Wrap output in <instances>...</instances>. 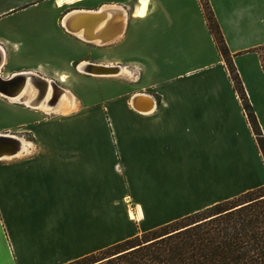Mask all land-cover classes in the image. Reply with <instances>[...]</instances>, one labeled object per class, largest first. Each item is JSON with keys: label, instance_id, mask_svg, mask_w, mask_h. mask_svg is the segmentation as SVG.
<instances>
[{"label": "crops", "instance_id": "1", "mask_svg": "<svg viewBox=\"0 0 264 264\" xmlns=\"http://www.w3.org/2000/svg\"><path fill=\"white\" fill-rule=\"evenodd\" d=\"M207 1L264 137V0ZM140 6L0 0V78L65 73L73 100L45 113L0 92V134L23 143L0 157V264H63L264 185L199 0H145L138 15ZM100 16L91 32L118 30L111 39L76 33L79 17L94 27Z\"/></svg>", "mask_w": 264, "mask_h": 264}, {"label": "trees", "instance_id": "2", "mask_svg": "<svg viewBox=\"0 0 264 264\" xmlns=\"http://www.w3.org/2000/svg\"><path fill=\"white\" fill-rule=\"evenodd\" d=\"M199 3L264 161V137L231 54L208 1ZM63 264H264V185Z\"/></svg>", "mask_w": 264, "mask_h": 264}, {"label": "bare ground", "instance_id": "3", "mask_svg": "<svg viewBox=\"0 0 264 264\" xmlns=\"http://www.w3.org/2000/svg\"><path fill=\"white\" fill-rule=\"evenodd\" d=\"M67 1V0H66ZM141 6L137 11L138 15H141L143 12V7H145V0H140ZM101 14V13H100ZM77 16V15H74ZM104 16H100L98 18H96V22L93 21L94 23L99 22L98 24H96L94 27L91 26L90 23L85 24V18L84 17H79V22L78 25L75 29L76 33L80 36L86 35L87 31L91 32L92 29L95 30V33L99 32L100 29H102L103 25L106 22L107 17H105L103 19ZM125 17V16H124ZM75 18V17H74ZM122 21L123 18H122ZM69 22V21H68ZM121 25V23H120ZM66 26V25H65ZM84 26V27H82ZM90 26H91V30H90ZM69 30H71L67 24L66 26ZM110 29V28H109ZM109 29L104 30V32L106 31V33L101 32L100 36L98 37H94L93 32H91V39L95 40L96 42H100L101 40H109L113 37V35L117 34L119 31L115 30L112 32H108ZM72 31V30H71ZM106 36V37H105ZM104 38V39H103ZM104 66L102 69L103 70H107L106 72H112L114 73H118L119 71H121L119 67H117V65H102ZM82 70L84 72H86L87 70V66L86 63H83L81 66ZM111 71H108V70ZM93 70V69H92ZM104 72V71H101ZM20 73H24L25 75L22 78L21 82H16L13 85L18 86V88L16 89H23V87L25 86V88L23 89L22 93L19 94V92H12L11 87H6L5 90H0V92L4 95H9L11 96V98L13 99H19L21 97H24V100L26 102L27 105H31V106H35V107H39L40 109L46 111V112H54L57 111L58 109H69V107H71L70 105L72 104V95L68 93L67 90H65L66 88L62 87L61 88L64 89L62 90L61 93H59L58 95H56V99L57 102L56 104H54L53 106H49V104H47V101L50 99L51 95L53 94V89H57V84L55 83V81L53 80L54 84H52L50 81L51 79H47L45 77H41L39 75V77H41L43 79V81L38 80L35 77L29 76L28 73H32L35 74L33 72H29V71H23ZM88 73V72H87ZM101 74H111V73H101ZM36 75V74H35ZM66 80V74L65 73H61L59 74L58 77V81L60 83L65 82ZM37 86V88L35 87ZM42 86V89L41 87ZM36 91H38L37 93V99L35 100L36 97ZM39 94V97H38ZM141 99H145L146 103H145V107L144 109H147L148 106L150 105L151 101L149 98L147 97H141L138 99V103L140 102ZM35 100V102H34ZM37 105V106H36ZM139 105V104H138ZM153 105V104H152ZM140 107V106H139ZM143 108V107H141ZM1 134H6L9 137L16 139V141H7V140H3L0 139V157H7V156H12L17 154V152L19 150H21L23 148V143L22 141L17 137V135L14 134H9V133H1ZM130 215L132 214L131 212L129 213Z\"/></svg>", "mask_w": 264, "mask_h": 264}, {"label": "water", "instance_id": "4", "mask_svg": "<svg viewBox=\"0 0 264 264\" xmlns=\"http://www.w3.org/2000/svg\"><path fill=\"white\" fill-rule=\"evenodd\" d=\"M86 66H87L86 72H88V73H112V72H106L107 70H103L102 68L104 66H102V65H94L92 63H86ZM101 71H104V72H101ZM108 71H111V70L109 69ZM24 75H25L24 73L18 72V73H14V74L10 75L7 78H0V90H5L6 87H10L14 83H16L17 81H21V79L23 78ZM28 75L35 77L40 81H43V79L41 77H39L35 74L28 73ZM50 82L52 84H54V82L52 80ZM0 139L7 140V141H16V139H13L6 134H0Z\"/></svg>", "mask_w": 264, "mask_h": 264}, {"label": "rangeland", "instance_id": "5", "mask_svg": "<svg viewBox=\"0 0 264 264\" xmlns=\"http://www.w3.org/2000/svg\"><path fill=\"white\" fill-rule=\"evenodd\" d=\"M259 52H260V56H261V60H262V63H264V46L263 47H261L260 49H259ZM82 63H79L78 65H77V67H78V70L79 71H81V72H84L83 70H82V68H81V65ZM123 69V68H122ZM124 71H126V72H128L127 71V69H123ZM57 77H59V75L57 76ZM60 85L62 86V87H65L66 86V83L65 82H63V83H60ZM51 105H49L48 107H50ZM71 106V105H70ZM70 108V107H69ZM39 110H41V109H39ZM68 109H59V110H57V111H67ZM41 111H43V110H41ZM57 111H54V112H57ZM44 112V111H43ZM45 113H49V112H45ZM50 113H52V112H50ZM10 134H12V133H10ZM15 135V134H14ZM18 137V136H17ZM8 157H10V156H8ZM4 158V157H3Z\"/></svg>", "mask_w": 264, "mask_h": 264}, {"label": "flooded vegetation", "instance_id": "6", "mask_svg": "<svg viewBox=\"0 0 264 264\" xmlns=\"http://www.w3.org/2000/svg\"><path fill=\"white\" fill-rule=\"evenodd\" d=\"M57 81V80H56ZM55 81V83L57 84V89H53L52 91H53V94L51 95V97H50V99L47 101V104H49V105H51V106H53L54 104H56V102H57V99H56V95H58L59 93H61L62 92V90H64V89H62L61 88V86H60V82L59 81H57L56 82ZM41 87V89H42V86H40ZM65 90H67V89H65ZM69 93V92H68ZM70 94V93H69ZM38 97H39V94H38Z\"/></svg>", "mask_w": 264, "mask_h": 264}, {"label": "built area", "instance_id": "7", "mask_svg": "<svg viewBox=\"0 0 264 264\" xmlns=\"http://www.w3.org/2000/svg\"><path fill=\"white\" fill-rule=\"evenodd\" d=\"M68 31H70L67 27H65ZM71 32V31H70ZM137 97H138V95H135L131 100H136L137 99Z\"/></svg>", "mask_w": 264, "mask_h": 264}]
</instances>
